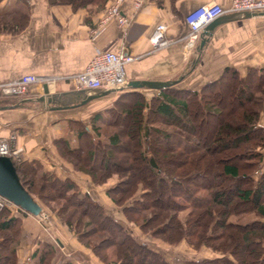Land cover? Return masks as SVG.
I'll return each instance as SVG.
<instances>
[{"label": "trees", "instance_id": "16d2710c", "mask_svg": "<svg viewBox=\"0 0 264 264\" xmlns=\"http://www.w3.org/2000/svg\"><path fill=\"white\" fill-rule=\"evenodd\" d=\"M48 1L100 9L111 0ZM29 6V0H11L0 7V33L25 27ZM263 102L264 66L250 67L245 75L227 66L200 89L171 85L151 97L139 89L121 90L88 118H69L72 133L55 144L94 184L117 175L106 193L144 233L223 252L183 264H264ZM122 117L128 118L126 137L119 130L104 135L103 128ZM12 159L34 198L102 261L174 264L83 190L76 177L45 169L38 159ZM23 213L16 205L0 210V264H78L48 238H37L21 263Z\"/></svg>", "mask_w": 264, "mask_h": 264}, {"label": "crops", "instance_id": "0c3cea01", "mask_svg": "<svg viewBox=\"0 0 264 264\" xmlns=\"http://www.w3.org/2000/svg\"><path fill=\"white\" fill-rule=\"evenodd\" d=\"M29 1L30 17L26 26L16 32L0 33V82L35 73L49 77L52 92L84 88L70 76L84 70L94 55L104 50H122L136 56L126 66V80H166L183 75L174 85L193 89H200L206 82L218 78L227 66L236 67L242 75L250 67L264 66V13L219 24L201 52L197 49L201 38L189 53L183 41L161 49L153 48L150 36L159 22L166 23L169 36H180L188 31L185 16L190 10L209 1L229 6L232 0H142L140 6L136 5V0H124L122 10L131 17L128 26L120 25L116 19L100 26L104 7L98 9L89 5L74 8L69 3ZM10 2L2 0L0 7ZM43 85V82H35L24 94H3L0 105L36 97L44 92ZM124 89H139L147 97L159 92L158 88ZM113 93L93 98L84 104L58 109H47L38 101L0 108V137L15 133L14 144L22 148V158L38 159L45 169L55 171L62 177L89 178L87 174L75 171L72 163L61 156L55 139L70 134L69 118H88L103 108ZM259 122L264 126V102ZM262 150L264 152V147ZM22 218L25 237L19 248L20 257L23 246L27 241L32 246L34 237L40 231L33 214L23 213ZM56 223L64 243H75L72 232L57 217ZM80 246L96 256L78 241ZM94 262L100 263L96 259Z\"/></svg>", "mask_w": 264, "mask_h": 264}, {"label": "built area", "instance_id": "2783aa9c", "mask_svg": "<svg viewBox=\"0 0 264 264\" xmlns=\"http://www.w3.org/2000/svg\"><path fill=\"white\" fill-rule=\"evenodd\" d=\"M123 2L124 0H111L104 7L99 25H104L108 21L116 19L120 25L128 26L131 23V17L123 12ZM135 3L140 6L142 0H136ZM240 10H264V0H232L229 6H224L218 1L202 3L186 14L185 20L188 24V31L183 35L169 36L166 23L159 22L156 24L150 36L153 48L161 49L183 41L185 50L189 53L200 40L202 30L209 22L225 12ZM135 58L134 54L122 50L100 51L94 55L84 70L70 77L77 84L84 87L117 86L126 81V66ZM48 80L49 77L26 73L14 80L0 82V95L9 93L24 94L32 83H48ZM15 138V133L7 137H0V154H6L18 159L21 157L22 148L14 144ZM13 204L16 205L8 197L0 193V210Z\"/></svg>", "mask_w": 264, "mask_h": 264}, {"label": "rangeland", "instance_id": "374dc122", "mask_svg": "<svg viewBox=\"0 0 264 264\" xmlns=\"http://www.w3.org/2000/svg\"><path fill=\"white\" fill-rule=\"evenodd\" d=\"M117 94V93H116ZM115 93L113 95H110L109 97V104L112 102L113 98L116 96ZM2 96H0L1 98ZM106 103L107 105H109ZM127 120L128 118H121L118 122L119 124L112 127L105 126L103 128V131H105L106 134L114 131L119 130L125 138L124 132L127 128ZM125 140V139H124ZM76 179L79 181V184L83 190H88L92 192L96 197H98L101 201L105 203L109 211L114 214L120 221H122L125 225L129 226L132 231L138 235L141 239L146 240L152 247H154L157 250H160L164 253L166 258L173 262L174 264H183L189 259L192 258H204V257H212L223 254V252L219 249H213L208 246H201L200 248H196L189 244L186 240H182L178 243H170L167 241H164L160 238L153 237L150 233H144L138 225L135 223L129 222L126 217L121 212L120 208L115 206L112 199L109 198V196L106 193V188L110 185L115 183L118 180L117 175H113L110 177L106 183L104 184H94L88 177L82 176V177H76ZM38 201H40L37 198ZM42 207V211L37 215L32 212H29V214H33L36 222L39 224L40 231L38 232V235L34 237L33 244L27 243L23 246V249L20 250V253L22 257H20V262L24 263L27 259V256L32 252L33 245H35L37 238H48L52 240L61 250V253L65 254L67 257L72 258L75 262H81L83 264H96L94 260H99V264H114L112 263H106L102 261L96 254V256L89 253L88 249H85L83 246L78 247V239L75 236V234L72 232V240L75 243H64V240L62 239L56 223V215L53 213L45 204H43L40 201ZM11 206H15L14 204ZM28 212V211H27ZM253 216V214H251ZM58 219V218H57ZM58 221H60L58 219ZM61 237V239L59 238ZM60 239V240H58ZM80 242V241H79ZM28 244V245H27ZM84 245V244H83ZM26 246V247H25ZM25 249V250H24ZM110 253V252H109ZM95 258V259H94ZM109 258L113 260H117V257L113 254H109Z\"/></svg>", "mask_w": 264, "mask_h": 264}, {"label": "water", "instance_id": "95a60500", "mask_svg": "<svg viewBox=\"0 0 264 264\" xmlns=\"http://www.w3.org/2000/svg\"><path fill=\"white\" fill-rule=\"evenodd\" d=\"M257 13H264V10H240L225 12L211 22H209L201 33V40L198 45V51H202L204 45L213 33L216 26L219 24L239 18L242 16H250ZM183 78V75L178 78L166 80H152V79H130L117 86L110 87H84L77 90L57 91L52 92L47 82L43 85L44 92L36 97H27L22 101L10 104L0 105V108L9 106H19L26 101H38L41 106L47 109H58L70 106H77L90 101L93 98L107 95L126 87H146V88H163L178 83ZM0 193L8 197L16 205L21 208L39 214L42 211L41 203L34 198L29 190L23 185L20 180L17 168L11 156L0 154Z\"/></svg>", "mask_w": 264, "mask_h": 264}]
</instances>
